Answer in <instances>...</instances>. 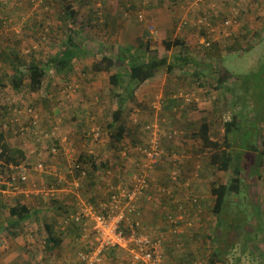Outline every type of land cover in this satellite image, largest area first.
<instances>
[{"label":"rangeland","instance_id":"1","mask_svg":"<svg viewBox=\"0 0 264 264\" xmlns=\"http://www.w3.org/2000/svg\"><path fill=\"white\" fill-rule=\"evenodd\" d=\"M98 3L102 6L98 7ZM69 5L82 15L75 28H80L76 39H82L88 50L87 56L75 59L68 75L59 76L53 67L48 68L43 84L44 95L30 89L27 77L21 88L16 89L12 80L13 63L20 61L24 70L33 62L45 65L50 57L64 49L67 33L71 29L69 21L65 20ZM95 9L101 11L95 14ZM115 9L119 11L112 13ZM139 11L144 13L143 21L137 20ZM203 11L219 14L210 18L212 26L197 27L200 32L209 30L206 35L198 34L194 26L197 15ZM240 12L241 15L246 13L241 16V27L231 38L224 39L221 31L224 17H239ZM114 18L118 21L113 23ZM182 18L187 22L182 23ZM116 22L119 26L115 25ZM213 27L216 30L211 33ZM81 34L83 37L80 38ZM176 39L183 44L177 45ZM127 47L129 51L126 54L132 47L140 56V61L155 55L167 58L168 63H181L182 67L173 71L163 67L148 80L146 86L141 85L136 90V99L126 103V115H123L127 128L124 139L114 145L107 124L112 121L119 100L110 82V74L87 69L103 56L116 58ZM193 56H197L201 63L206 61L210 68L205 74L210 70L221 74L227 68L235 75L232 74L218 90L212 89V86L200 88L195 85L198 92L195 93L189 83L197 80V63L190 60ZM222 59L223 65L220 64ZM112 72L125 73L126 68L114 67ZM205 80L217 85L211 76ZM0 83V133L5 134L7 143L9 139L11 148L24 152L23 156L16 154L19 163L34 166L43 162L46 166L44 172L31 170L28 185L32 194L27 200L31 201V209L42 207L40 214L15 228L16 236L6 229L1 233L0 264H77L75 255H71L70 251L85 249L87 244L84 241L70 244L73 247L64 251V255L45 258L42 249L47 235V220L60 222L67 211L75 213L84 205L104 203L109 194V182L125 177L126 171H134L139 149L148 145L144 126L149 123L157 124L165 132L175 130L184 134L177 139L163 137L164 154L159 168L147 171L152 182V177L160 176L159 171L163 175L166 172L169 181L160 182L158 177V187H154V191L165 187L167 192L176 190L177 196L172 195L174 199L170 200H178L186 208L180 224L182 232L169 236L174 240L170 255L167 256L164 246V264H264V156L257 173L251 167L256 164L261 152H253L250 148L255 145L260 151L264 150V0H204L198 6L194 0H43V3L0 0ZM235 84L236 89L233 87ZM248 87L252 91L249 98L254 96V99L246 100L244 90ZM232 93L236 99L232 100L233 108H226L225 98L231 97ZM171 98L179 99L184 106H164ZM15 107L19 114L13 116ZM30 107L41 119L36 136H32L31 132L24 135L18 133L20 125L31 120L27 113ZM204 119L211 123V137L225 147L224 124L230 120L237 123L228 139L234 144L231 150L235 156L241 151L240 163L236 165L242 169L243 183L239 192L229 195L226 214L219 217L208 209L214 206L210 183L230 182L233 172L214 166L211 163L213 151L191 135L197 132ZM6 121L12 122V129L10 125L4 127ZM54 126L60 129L59 138L45 137ZM95 128L100 130L98 139L91 135ZM53 144L59 147L56 154L51 152ZM171 149L181 152V162L176 165ZM89 155L98 165L108 162L109 168L98 167L91 180L81 176L80 168L79 172H69L78 163L81 168L86 164L90 167L91 161L82 162L91 160ZM0 162L6 160L0 158ZM170 175L182 180L176 188L168 185L172 179ZM60 176L63 178L61 183L58 182ZM190 178L193 179L189 181ZM198 180H202V199L205 195L208 200L191 215L188 207L192 204L187 200L191 197L190 190H197L194 182ZM52 185L59 190L57 193L52 196L37 194L38 188ZM12 196L15 195L10 194L6 199L0 196V223L4 226L16 218L11 215L10 209L17 201L26 200ZM161 201L164 202V199L161 198ZM59 206L64 209L60 210ZM158 206L164 214L163 203ZM173 211L168 210L170 213ZM255 212L260 219L255 217ZM146 213H141V221L148 227L162 230L161 223L157 225V221L143 217ZM65 240L69 242L70 239ZM218 250L222 256L212 263L211 256ZM128 255L126 250L115 249L111 258L106 257V263L117 264L119 259Z\"/></svg>","mask_w":264,"mask_h":264},{"label":"trees","instance_id":"2","mask_svg":"<svg viewBox=\"0 0 264 264\" xmlns=\"http://www.w3.org/2000/svg\"><path fill=\"white\" fill-rule=\"evenodd\" d=\"M202 2H200V3L202 4ZM245 14L246 13H243L242 15L244 16ZM242 15L240 12L239 17H238L240 22H241V16ZM79 17H82V15H80V13L73 7V5H69L67 7V14H65V20L67 19V21H70L71 24H73V25L70 26L71 31H68L69 34L67 33V41L64 43L65 47H64V49L60 50V52H58L56 55L50 57L48 62L45 65H42L41 63H38V62H33V63H30L28 66H26L25 67L26 69L24 70L23 69L24 66H22V64H20L21 63L20 61L18 64L13 63L14 76H12L13 77L12 80H13V85L16 89L21 88V86L24 83L25 77H27L29 79L30 89L35 91V92L39 91V93L41 95H44L45 89L43 88V84H44V79L47 75L48 68L53 67L54 71L59 76L60 75H68L70 70L72 69V65H73V62L75 61V59H78L79 57H82V56H87L88 50L85 48L83 41H81L82 39H80V41L76 39V35H78L77 33L80 32L79 27H78V29H75V28H77L76 26H78V22L80 19ZM224 19H225V17H224ZM82 24L85 25V22L84 23L82 22ZM194 26L196 27L195 30L198 34L203 33L206 35L209 32V30H203L200 32V30L197 28L200 26H198L196 24H194ZM240 27H241V24L240 25H232L231 27H229V34L224 36V39L231 38L233 35H235V33L238 31V28H240ZM210 32L213 33V31H210ZM175 43L177 45L183 44V42L179 39H176ZM127 51H129L128 47L126 49H122L121 53L116 58L109 57V56H103L100 60L94 62L91 65V67H89L87 69V70L94 71L97 73L107 72L110 74V82L112 83V86L114 88V92H115V94L119 100L118 106H116V108L113 112V119H112V121L109 122V124H107L108 128L110 130V137L113 139L114 145H115V143L120 142L124 139V135H125L127 128L125 127L126 121L124 120L123 115H126L125 114L126 113L125 109L127 106L126 103L129 100L136 99V97H135L136 90L145 81L155 77L157 72L161 68L167 66V68L170 71H173L176 68L181 69V67H182L181 63H178V62L168 63L167 58L157 57L155 55L150 56L149 60H144V61L141 60L140 61V56L136 55L135 49L130 47V53L129 54H126ZM193 57L194 58H190V60H192L193 63H197V66H199L198 72L195 73L197 76V80L194 79L193 81L189 82L190 84H192L191 86H193L195 93H198L196 91L197 88L195 87V85H198L200 88H210L212 86V89L218 90V89H221L223 87L222 85L228 80V78L232 74L235 75L233 72H231L227 68H225V70L223 72H221V74L219 73V71H216V74H215V72H213L212 70L208 71V73L205 74V71H207L210 68L209 66H207L206 61L204 60L205 63H201L200 59L197 56H193ZM187 60L188 59L186 57L185 61L188 62ZM178 61H180V59H178ZM221 61L222 62L220 64L223 65V59ZM119 66H125L126 72L125 73L112 72L114 67H119ZM211 68H212V66H211ZM210 72H211L212 80L217 83L216 86L213 85L214 84L213 82L209 83L205 80L206 78L210 77V76H207ZM181 75L182 74H180V76ZM214 76H215V78H214ZM233 87L236 89L237 88L236 84ZM248 88H246L244 90L245 91L244 95H246V100L254 99V96L249 98V95H252L251 94L252 91H250L251 90L250 87H248ZM188 92L190 93L191 91H188ZM233 96H234V94L232 93L231 97L225 98V100H226V106L225 107L226 108H233V105H232V100L234 99ZM235 100L236 99H234V101ZM176 101L178 102L179 99L176 100V98H171L168 100L167 104H164V106L175 107L177 105ZM181 103H179V104L181 106H184V103H182V104ZM196 103H194V104H196ZM5 123H8L11 127L10 123H12V122L6 121ZM236 124L237 123L234 120L226 121L224 124L225 130H226L225 138L227 139V146L226 147L223 146L219 141L214 140L211 137L212 127H211V123L207 119H204L202 121L197 132L191 133L192 136L197 137L202 141L203 146H205V148L211 149L213 151L212 156H211V163L214 166H216L220 170H224V171L231 170L233 172V177L231 178L230 182H226V183L225 182H212V183H210V187H211L210 192L214 198V200H213L214 206L211 208H208V209H210V210L212 209L211 211L214 214H216L218 217L220 216V214H223V213L226 214V211H227L226 208L228 207L229 200H230L229 195L232 192H239L241 189V185L243 183L242 182V169L236 165V163L237 164L240 163L238 158H241V156H239L241 151L236 152L237 156H235L234 152L231 150V149H234V144H232L231 141L228 139V136L233 132V128H234V126H236ZM11 129H12V127H11ZM11 129H10V131H11ZM183 135H184L183 132H180L179 135L176 136L175 138L177 139L179 137H182ZM0 148L2 149L0 156L2 158H4L6 160L5 163H8V164L9 163L19 164L17 157H16V154L21 155V156L24 155V152H22L20 149H15V148L10 147V145L6 141V136L3 134V132L0 133ZM250 148L252 149L251 151H253V152H261V153H258L260 155L258 156L259 158H257V160H256V164L253 165V167H251L255 170V172L259 173V171H260L259 167H261L262 162H263L262 158L264 156V152H263L264 150L260 151V148H257V146H255V145H251ZM170 154L172 156H176V158L173 159V160H175V165L177 162L178 163L181 162V156H180L181 152L179 150L171 149ZM81 159H83V158H81ZM89 159H91V160L87 161V159H86V160H82V162L88 163L91 161V166L87 167V164H86V166H82V168H80V169L86 170L87 180L94 179V177H95L94 172H95V170L98 169V167H99V169L109 168V164L106 161H104V162H102V164L98 165L90 155H89ZM159 165L160 164L157 163L155 165V168H159ZM7 166L8 165L0 164V172L8 173L9 169H6ZM74 170H75V172H79V168H77V164H76V167L74 168ZM134 171H135V169H134ZM134 171H131V174H133ZM170 176L172 179H170V184H168V185L176 188L177 184L181 183L182 180L180 178H173V175H170ZM120 179H124V178L120 176V177H117L116 180H113V183H112V181L109 182L107 188H108V191L110 193L108 194V197L103 200L104 203H108L109 199H110V195H111L110 183H112L113 185H116L120 181ZM188 180L190 181V179H188ZM185 181H187V180H185ZM152 183H153V187H158L154 184V182H152ZM191 183H192V181H191ZM193 189L194 188H192V190H190V191H192L190 200L192 201V199L196 198L197 201H196V203L192 201L193 202L192 207H190V208L188 207V209L192 210V212L193 211H199L200 210L199 206H201L200 204L207 202V200H208V198H207V200H206V198L202 199L201 193L199 192V195H198L197 193H195V191L197 192V190H195V189L193 190ZM153 192H151V193H153ZM157 192L156 191L154 192V193H156L154 195V197L159 196V198H162V200L164 199V201H166V199H167V201L163 204L164 208L166 207L164 210V214H163L164 220L166 219V214H167L169 209L174 210L173 215L179 214V210H178L179 203H178V201H176V200H172L173 202L169 201L170 199H174V197H172V195L177 196V194H176L177 191L171 190V195H168L166 193L163 194L161 192L157 193ZM151 193L150 194L146 193L145 196L140 200L139 205L142 201L147 200L148 196H150ZM189 202L190 201H188V203ZM17 203H18L17 206H14L10 209L11 215L16 216V218L8 221L6 226H4L3 224L0 223V235L6 229V231L9 234H11L12 236H16L17 232H16L15 228H17L20 224H22L23 222H25L26 220H28L29 218L32 217L31 210L28 208L26 203L21 202V201H19ZM255 203H256V201H255ZM100 204H101L100 202H97V206H99ZM257 205H256V209H259L257 207ZM59 209L62 210V209H64V207L59 206ZM65 211H67L66 208H65ZM201 211H203V207H202ZM105 212H108V210H105ZM37 213H38V211H37ZM37 213H35V214H37ZM75 213H70L69 211H67L65 213V216H70V214H75ZM255 214H256V212L254 213V215ZM238 217H240V216H238ZM255 217L260 219L259 214H258V216L256 214ZM220 220H221V224H222L223 221L221 218H220ZM62 225H63L62 220L60 222H57V220L48 222V220H47V222L45 224L47 235L44 239V245H43V249H42V252L45 253V255H46L45 258L49 259L50 257H56L58 255H64V254H66V252L69 249H71L73 247V245H70V244L76 243V242H77V244L78 243L81 244V241H83L82 240V235H83L82 224H78L75 222L73 223V221H72L67 227H63ZM56 230H58V231H56ZM66 238L70 239L69 242H67L65 240ZM169 241L170 240L166 241L165 245ZM65 242H67V244ZM82 246H84V243L82 244ZM86 250H87V247L85 249L82 248L81 250H77V251L75 249L70 251L71 255H75L77 264H83L79 259V253L86 251ZM64 251H66V252H64ZM114 252H115V249L107 250L105 252L107 255V258H111L114 255ZM221 256L222 255H221V252L219 250L214 251L212 256H211L212 257L211 262L215 263V262L219 261Z\"/></svg>","mask_w":264,"mask_h":264},{"label":"built area","instance_id":"3","mask_svg":"<svg viewBox=\"0 0 264 264\" xmlns=\"http://www.w3.org/2000/svg\"><path fill=\"white\" fill-rule=\"evenodd\" d=\"M32 1L43 3V0ZM202 1L194 0V3L198 6ZM215 15L218 16V12L203 11L197 16L195 24L200 27L204 25L212 26L209 21L211 22L210 18ZM137 20H144L143 12L137 13ZM181 22L186 23L187 20L182 18ZM232 25H240L238 15L228 16L223 20V28L221 29L224 34L223 37L229 34V27ZM215 30V27H213L212 31L215 32ZM33 109L32 107L27 108V113L31 120L25 125H20L18 133L21 135L27 132H31L33 136L38 134L37 129L41 119L40 115ZM12 113L13 116H16L19 114V110L15 107ZM11 121L14 122L13 120ZM133 121L137 122V119ZM7 126L9 124L5 123L4 127ZM163 129L155 123H149L144 126L148 145L139 149V158L134 165L133 169L135 171L133 174L129 175L130 171H126L127 174H124V179H120L116 185L111 184V195L108 203H101L99 206L84 205L75 214L63 217V227H67L72 221L73 223L82 224V240L87 244V250L79 253V259L83 264H107L105 252L114 248L126 250L129 253L128 257L119 259L117 264H164L165 242L170 239L169 236L182 232L180 224L181 219L184 218L183 214L186 212V208L180 201L176 200L179 203L178 209L180 212L177 215L167 212V231L146 226L140 219L141 210L139 208V202L145 194H150L154 191L153 183L147 171L154 169L157 163L160 164V159L164 154L162 148L163 137L173 139L179 135L178 131L168 130L165 132ZM49 135L55 139L59 138V127L54 126L44 136ZM91 135L98 139L100 130L98 128L92 129ZM39 137L42 138V136ZM58 150V145L53 144L51 152L56 154ZM8 167L10 168L8 173L0 172V192L4 195L31 191L28 187L31 170L44 172L46 169L43 162H38L34 166H29L25 163H11ZM75 167L76 165L69 172L74 173ZM77 168H81L79 164H77ZM86 174V170L81 169V176L85 177ZM58 182H63L62 176L58 178ZM76 185L79 186V183ZM56 189L52 185L51 187L38 188L36 192L52 196ZM166 190L165 188H157V191L171 195V192ZM150 198L151 195L148 196V199ZM190 199L187 201H190L189 203L191 204L197 201L196 198L192 199L193 202ZM105 210H108V212H105Z\"/></svg>","mask_w":264,"mask_h":264},{"label":"crops","instance_id":"4","mask_svg":"<svg viewBox=\"0 0 264 264\" xmlns=\"http://www.w3.org/2000/svg\"><path fill=\"white\" fill-rule=\"evenodd\" d=\"M104 5V4H103ZM100 6H102V5H100L99 3H98V7H100ZM101 9V8H100ZM100 9H95V14H97V12H99V11H101ZM78 11V10H77ZM117 11H119V10H117V9H115L112 13H116ZM140 12V11H139ZM138 12V13H139ZM102 21H103V19H101ZM114 21H118L116 18H114L113 19V23H114ZM71 25H73V24H71V22L69 21L68 22V26H69V28H71L70 26ZM116 26H119V24L116 22V24H115ZM67 26V25H66ZM75 28V27H74ZM70 31H71V29H70ZM68 34H69V32H68ZM81 37H83V34H81V36H80V38ZM67 38V37H66ZM66 41H67V39H66ZM65 41V42H66ZM199 67V66H198ZM210 74V76H211V72L209 73ZM152 79V78H151ZM148 82V80L147 81H145L142 85H144V86H146L147 83ZM179 102V101H178ZM177 101H176V103L177 104H179V103H181V102H179L178 103ZM29 117V116H28ZM5 135V134H4ZM33 136V135H32ZM8 143H9V139H8ZM0 151L2 152V150H1V148H0ZM0 152V153H1ZM25 155H26V153H25ZM0 158H2L1 156H0ZM0 164H4V165H8L9 166V164H11V163H5V162H0ZM14 164V163H13ZM20 164V163H19ZM6 167V169H9V171H10V168L9 167ZM155 170H157V169H155ZM177 170V169H176ZM175 170V171H176ZM159 173H160V176L158 175V176H156V177H152V179H153V182H154V184L157 186L158 185V182L160 181V182H164V183H167L168 181H169V176H168V174L166 173V172H163L165 175H163L162 174V171H159ZM173 173V172H172ZM131 174V171L129 172V175ZM159 177V178H158ZM159 179V181H157L156 179ZM194 178V177H193ZM193 178H190V180H192ZM194 183H196V185H195V187L197 188V192L196 193H198L199 194V192H201V188H202V180H198L197 182L195 181ZM29 187V186H28ZM59 190L57 189L55 192L57 193ZM155 192V191H154ZM151 193V198H152V200H150V199H147V200H145V201H142L141 203H140V205H139V208H140V210H141V213L143 212V211H146L147 213L143 216V217H145V216H147V218L148 219H150V220H153V222H154V220L155 221H157L158 223H157V225H159L160 223L163 225V227L162 226H160V228L162 227V230L163 231H167V229H168V225H167V223H166V219L164 220V216H163V213L162 212H160L161 210H158V204H160V202L161 203H165L166 201H161V198H159V196H155L154 197V195L156 194V193ZM157 192V191H156ZM1 194H0V196L4 199H6L7 198V196L8 195H4L2 192H0ZM34 193H36V192H34ZM158 193V192H157ZM30 194H32V191H29V192H21V193H15L14 195L15 196H12V197H18V198H26V200H24L23 202L24 203H26L27 204V206H28V208L31 210V213H32V216H34V215H37L38 213L40 214V208H42V207H38V206H36V208H34V209H31L32 207H31V205H30V203H31V201H29V200H27V199H29L28 197L30 196ZM38 194V193H37ZM202 196V195H201ZM63 197H65V196H63ZM204 198H206L205 197V195H204ZM160 199V200H159ZM150 200V201H149ZM170 202H173L172 200H169ZM17 202H19V201H17ZM16 202V204L14 205V206H17V203ZM152 202V203H151ZM155 202H157V205H155L156 203ZM64 205H65V203L64 202H62ZM150 203H151V205H150ZM33 205V204H32ZM13 206V207H14ZM161 206V205H160ZM166 208V207H165ZM37 211H38V213H37ZM35 213H37V214H35ZM190 214L192 215V210H191V212H190ZM141 219V218H140ZM163 222V223H162ZM157 225H156V227H157ZM147 226V225H146ZM153 226H155V224H153ZM159 230H161V229H159ZM188 230V229H187ZM170 241L169 242H167L166 243V249H167V256L168 255H170V253L172 252V250L174 249V240L172 241L171 240V238L169 239ZM166 264H169V262H166Z\"/></svg>","mask_w":264,"mask_h":264},{"label":"clouds","instance_id":"5","mask_svg":"<svg viewBox=\"0 0 264 264\" xmlns=\"http://www.w3.org/2000/svg\"><path fill=\"white\" fill-rule=\"evenodd\" d=\"M115 249V248H114Z\"/></svg>","mask_w":264,"mask_h":264}]
</instances>
